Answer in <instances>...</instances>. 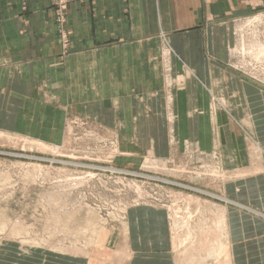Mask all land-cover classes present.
<instances>
[{
	"label": "crops",
	"instance_id": "crops-1",
	"mask_svg": "<svg viewBox=\"0 0 264 264\" xmlns=\"http://www.w3.org/2000/svg\"><path fill=\"white\" fill-rule=\"evenodd\" d=\"M259 11L264 0H73L60 20L54 0H0V132L60 143L87 119L119 142L120 167L201 157L223 175L209 196L232 264H264V88L232 60L240 17ZM123 226L126 264H173L164 211L129 208Z\"/></svg>",
	"mask_w": 264,
	"mask_h": 264
},
{
	"label": "rangeland",
	"instance_id": "rangeland-1",
	"mask_svg": "<svg viewBox=\"0 0 264 264\" xmlns=\"http://www.w3.org/2000/svg\"><path fill=\"white\" fill-rule=\"evenodd\" d=\"M233 32L234 68L264 88V11L241 16ZM89 122L70 125L72 135L53 144L0 132L2 264L61 262L49 255L69 264H126L124 215L142 206L165 212L173 264H232L209 196L223 180L218 166L188 153L120 167L119 142Z\"/></svg>",
	"mask_w": 264,
	"mask_h": 264
},
{
	"label": "built area",
	"instance_id": "built-area-1",
	"mask_svg": "<svg viewBox=\"0 0 264 264\" xmlns=\"http://www.w3.org/2000/svg\"><path fill=\"white\" fill-rule=\"evenodd\" d=\"M73 0H54V6L59 13V19L61 20V15L63 11L66 9L67 5L72 2Z\"/></svg>",
	"mask_w": 264,
	"mask_h": 264
},
{
	"label": "bare ground",
	"instance_id": "bare-ground-1",
	"mask_svg": "<svg viewBox=\"0 0 264 264\" xmlns=\"http://www.w3.org/2000/svg\"><path fill=\"white\" fill-rule=\"evenodd\" d=\"M222 222V221H221ZM206 233H204V235H205ZM221 235V234H220ZM173 236V235H172ZM222 237V236H221ZM214 244V243H213ZM225 247V246H224ZM218 248H219V246H218ZM85 249V248H84ZM214 249V248H213ZM215 250V249H214ZM213 250V251H214ZM218 249H216V251H217ZM85 251V250H84ZM216 251H214L215 253H216ZM220 251V250H219ZM218 253V252H217ZM211 254V253H210ZM227 257V256H226Z\"/></svg>",
	"mask_w": 264,
	"mask_h": 264
}]
</instances>
